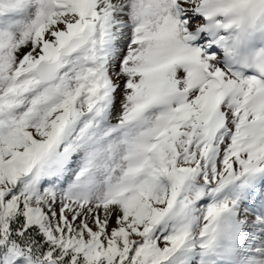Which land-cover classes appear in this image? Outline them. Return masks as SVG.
I'll return each instance as SVG.
<instances>
[{
  "label": "snow or ice",
  "instance_id": "6c2138e0",
  "mask_svg": "<svg viewBox=\"0 0 264 264\" xmlns=\"http://www.w3.org/2000/svg\"><path fill=\"white\" fill-rule=\"evenodd\" d=\"M0 264H264V0H0Z\"/></svg>",
  "mask_w": 264,
  "mask_h": 264
}]
</instances>
